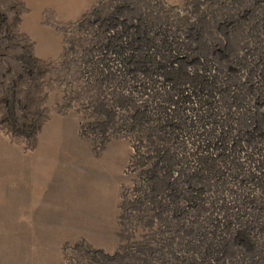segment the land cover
Here are the masks:
<instances>
[{
  "label": "rangeland",
  "instance_id": "obj_1",
  "mask_svg": "<svg viewBox=\"0 0 264 264\" xmlns=\"http://www.w3.org/2000/svg\"><path fill=\"white\" fill-rule=\"evenodd\" d=\"M0 264H264V0H0Z\"/></svg>",
  "mask_w": 264,
  "mask_h": 264
},
{
  "label": "bare ground",
  "instance_id": "obj_2",
  "mask_svg": "<svg viewBox=\"0 0 264 264\" xmlns=\"http://www.w3.org/2000/svg\"><path fill=\"white\" fill-rule=\"evenodd\" d=\"M152 58V57H151ZM156 58V57H155ZM150 59V58H149ZM148 59V60H149ZM156 60V59H155ZM153 62V61H152ZM150 63V62H149ZM158 63V62H157ZM172 64V63H171ZM174 64V63H173ZM172 66V65H171ZM174 66H176V65H173L172 67L174 68V69H171V70H174V71H170L168 74L170 75H172V73H174V74H176V76H178V78L177 79H179V76H181V74L180 73H178V70H177V68H175ZM149 69V68H148ZM182 70V69H181ZM182 72H184V71H182ZM185 75H187V76H190V73H186ZM197 75V74H196ZM193 76V75H192ZM183 79V78H182ZM180 80V79H179ZM184 81V80H183ZM208 82V81H207ZM181 83V82H180ZM185 91V90H184ZM126 92V91H125ZM130 92V91H129ZM122 93V92H121ZM133 93V92H132ZM127 94V93H126ZM120 95V94H119ZM121 96H123V95H121ZM134 96V95H133ZM119 97V96H118ZM132 98V97H131ZM129 99V98H128ZM114 101V100H113ZM130 101V100H129ZM115 102V101H114ZM122 102V101H121ZM127 102V101H126ZM132 102H134L133 100H132ZM138 102V101H137ZM127 104V103H126ZM130 104H132V103H130ZM116 105V104H115ZM141 106V105H140ZM115 107V106H114ZM132 107H133V105H132ZM138 107V106H137ZM131 108V107H130ZM134 110V109H133ZM133 110H132V112H133ZM112 111V110H111ZM141 111V110H140ZM118 111H116V113H117ZM136 112V111H135ZM140 113V112H139ZM133 114V113H132ZM144 114H145V112H144ZM138 115V114H137ZM153 115V114H152ZM138 117V116H137ZM149 117V116H148ZM132 118V117H131ZM136 118V117H135ZM144 119V118H143ZM146 119V118H145ZM135 120V119H134ZM142 121V120H141ZM130 122V121H129ZM137 122V121H136ZM135 122V123H136ZM134 123V122H133ZM129 124H131V123H129ZM151 124V123H150ZM130 126V125H129ZM133 126H135V125H133ZM140 127H141V125H140ZM132 128V127H131ZM139 128V127H138ZM142 128V127H141ZM135 129V128H134ZM158 129V128H157ZM132 130V129H131ZM138 130V129H137ZM144 130V129H143ZM153 131H154V129H153ZM141 132V131H140ZM143 132V131H142ZM142 151V150H141ZM165 152V151H164ZM158 156V155H157ZM153 157V156H152ZM167 158V157H166ZM158 162V161H157ZM146 164V163H145ZM145 166V165H144ZM170 167V166H169ZM155 168H157V167H155ZM162 168V167H161ZM149 172V171H148ZM152 173V172H151ZM159 174V173H158ZM150 176V175H149ZM156 177V176H155ZM152 178V177H151ZM160 178V177H159ZM177 179V178H176ZM175 191V190H174ZM178 193V192H177ZM180 195V194H179ZM178 197V196H177Z\"/></svg>",
  "mask_w": 264,
  "mask_h": 264
}]
</instances>
